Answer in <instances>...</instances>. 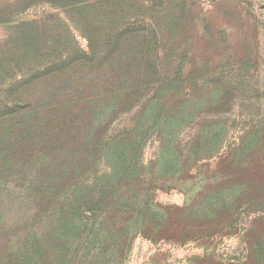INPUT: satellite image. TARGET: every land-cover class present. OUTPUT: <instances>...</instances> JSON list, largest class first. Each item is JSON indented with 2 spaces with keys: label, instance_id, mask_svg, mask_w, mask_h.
I'll use <instances>...</instances> for the list:
<instances>
[{
  "label": "rangeland",
  "instance_id": "374dc122",
  "mask_svg": "<svg viewBox=\"0 0 264 264\" xmlns=\"http://www.w3.org/2000/svg\"><path fill=\"white\" fill-rule=\"evenodd\" d=\"M0 264H264V0H0Z\"/></svg>",
  "mask_w": 264,
  "mask_h": 264
},
{
  "label": "trees",
  "instance_id": "16d2710c",
  "mask_svg": "<svg viewBox=\"0 0 264 264\" xmlns=\"http://www.w3.org/2000/svg\"><path fill=\"white\" fill-rule=\"evenodd\" d=\"M119 39L120 38H118L117 40L112 42V48L118 47V49L121 50V52L117 53L118 56H116L114 59H112L113 65L114 64H116V66L118 65V68L119 67H124V69L130 68V70H132L131 68L139 69V70L141 69V70H143V73H149L151 75H155V73H156L155 62L153 60H150V57H146L149 60L145 58L146 61L143 62L141 60V57H140L137 59V62L131 63L129 61V58L125 56V55H127V53L125 52V48L129 49V47L125 46V44H124L125 42L123 43ZM81 56L83 58L87 59L90 57V54H88L86 52H81ZM61 60L62 59L60 57L54 58V60L50 61L49 63H46L44 66H45L46 70L51 69L54 67V65L56 64L57 61H61Z\"/></svg>",
  "mask_w": 264,
  "mask_h": 264
}]
</instances>
